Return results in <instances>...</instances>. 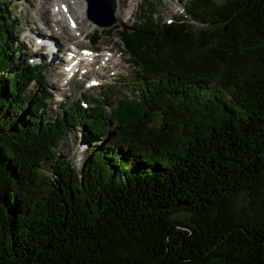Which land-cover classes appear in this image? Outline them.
Instances as JSON below:
<instances>
[{
	"label": "trees",
	"instance_id": "1",
	"mask_svg": "<svg viewBox=\"0 0 264 264\" xmlns=\"http://www.w3.org/2000/svg\"><path fill=\"white\" fill-rule=\"evenodd\" d=\"M179 2L93 31L117 33L131 80L51 111L0 0V264H264V0Z\"/></svg>",
	"mask_w": 264,
	"mask_h": 264
},
{
	"label": "rangeland",
	"instance_id": "2",
	"mask_svg": "<svg viewBox=\"0 0 264 264\" xmlns=\"http://www.w3.org/2000/svg\"><path fill=\"white\" fill-rule=\"evenodd\" d=\"M147 1L148 0H114L116 4L114 12L116 22L114 25H130L138 16L140 5L145 4ZM149 1L155 6L156 14L154 16L156 19L160 18L164 23L166 20L175 19L178 9L182 6L179 0ZM10 3L12 18L18 22L15 29L19 31V35L16 40L23 48L22 53L27 54L25 62L40 66L41 63L39 62L45 61V84L48 92L52 96L51 100L47 103L48 109L54 111L58 109L59 104L74 102L77 98L80 99L81 95L96 97L100 91H104L106 87H120L119 89H121L122 92L125 91V88H121V86L124 82L126 83L131 80L130 77L133 76V74H131L132 68L129 67L125 57L121 53L117 33L113 31L109 38L101 37L95 47L91 46L87 41V36L95 30L99 31L100 28L92 25L85 18L83 19V12L80 9V7H84L83 1H78L77 4L73 6L77 22L79 21L78 24H80L77 31H80V34L85 36L83 39L81 37L76 38L77 32L75 31L68 32L67 28L64 27L61 22H59V26L52 24V21H50V11L52 7L55 6V2L52 0H10ZM73 11L71 12L73 13ZM45 17L46 19H44ZM192 25H195V23ZM59 27H61L62 32H64L62 37L58 36L56 34L57 31H55ZM42 32L46 34L52 33V35L56 36L55 42L57 43L51 41L54 42L55 45L59 44L62 47L56 55L51 54V56L48 57L45 55L47 54L48 48H39L37 43H35V38H41ZM11 40L14 41L15 38L12 37ZM61 41H63V43ZM71 42L77 43L78 48H89L91 50L100 51L103 55L107 52V55L111 54L112 58H98L97 61L90 66L88 75L84 76L81 81H79V76H77L78 79L74 78L64 86V79L60 75V66L63 64L64 52ZM52 56H54V60ZM28 57L30 59H28ZM99 61L103 63L100 70H98L99 64H101ZM91 77L100 79V86L93 89H85L83 85ZM83 101L88 104L87 106H90L91 102L88 98ZM104 109L109 111L107 106H104ZM80 132L81 130L79 128H75L74 132L66 134L67 136L63 139L59 148L60 151L64 153L65 158L73 163L75 169L80 167L82 160L85 158L84 140L86 138L81 137ZM92 141L96 146L101 143L95 137H92ZM262 193V199L264 200V188ZM235 212L236 214L248 213L247 198L245 196H239L235 200Z\"/></svg>",
	"mask_w": 264,
	"mask_h": 264
},
{
	"label": "bare ground",
	"instance_id": "3",
	"mask_svg": "<svg viewBox=\"0 0 264 264\" xmlns=\"http://www.w3.org/2000/svg\"><path fill=\"white\" fill-rule=\"evenodd\" d=\"M52 1L55 2V4H54L55 8L51 10V20L50 21H52V24L53 25L56 24V26H59V22H61L62 25L65 27V25L62 22V15H65V16L68 17L70 22L73 23V25L75 27L74 31L77 32V36H80L81 35L80 31H77L79 29V25L80 24H78L79 21L77 22V18L75 16L76 13L73 11V6H74V4L76 5L78 1L80 2L82 0H73V1L72 0H70V1H66V0H61V1L52 0ZM80 9L83 10L82 12L84 13V7H80ZM71 11H73L74 14ZM44 19H46V17ZM55 31H57L56 34L58 36H60V37H62V34H64V32H62V30H61V27L57 28V30H55ZM68 32H70V31L68 30ZM45 35L46 36L41 35V38H39V39L36 37L35 38L36 39L35 43H37V46L39 48H44V47L48 48L47 54H45L48 57H50L51 54L56 55V53L62 48L59 44L58 45L54 44L56 36L52 35V33H49V34L47 33ZM51 40L54 41V42H52ZM61 42L63 43V41H61ZM55 43H57V42H55ZM71 44H73L76 47H78V44L75 43V42H71ZM66 52L67 53L69 52L68 48L65 50L64 54ZM68 56L70 57L71 55H68ZM72 56H74V60H80V59L81 60H89L90 59L89 55L85 56L84 58H81V57H79L77 55H72ZM52 58L54 60V56H52Z\"/></svg>",
	"mask_w": 264,
	"mask_h": 264
},
{
	"label": "water",
	"instance_id": "4",
	"mask_svg": "<svg viewBox=\"0 0 264 264\" xmlns=\"http://www.w3.org/2000/svg\"><path fill=\"white\" fill-rule=\"evenodd\" d=\"M84 2L86 4V19L91 24L100 28H109L115 24V19L113 17L115 3L113 0H84ZM223 240H225V238L221 241Z\"/></svg>",
	"mask_w": 264,
	"mask_h": 264
}]
</instances>
